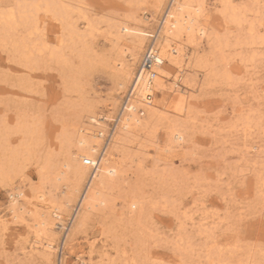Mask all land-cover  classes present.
I'll return each instance as SVG.
<instances>
[{
  "label": "rangeland",
  "instance_id": "1",
  "mask_svg": "<svg viewBox=\"0 0 264 264\" xmlns=\"http://www.w3.org/2000/svg\"><path fill=\"white\" fill-rule=\"evenodd\" d=\"M43 1L0 0V10ZM169 1L164 0L156 12V0H142L135 8L126 0H65L74 9L71 21L86 35L84 40L72 38L68 31L64 35L63 24L50 13L40 12L48 21L41 34L30 37L24 26L17 27L19 38H31L38 44L61 35L66 66L48 61L45 53L31 68L12 42L0 41V215L11 219L9 206L18 184L31 191L40 187L51 198L71 196L59 176L71 161L70 149H75L61 144L65 124L74 122L91 101L97 114H111L105 139L109 137L128 91H117L113 64L129 54L133 16L147 17L153 12L149 29L153 35ZM231 2L247 9L246 22L242 26L227 22L218 0H211V31L227 39L228 45L222 55L210 56L214 68H198L189 74L195 85L191 112L167 115L186 122L188 142L169 149L167 124L160 123L154 132L157 143L140 155L146 164L141 172H137V145L130 144L136 157L134 174L111 191L104 209H93L75 235L74 251L62 247L68 230L55 236L50 264H60L62 255L68 264H82L79 255L89 259L91 244L93 260L103 257V264H147L150 259L181 264H212L210 260L218 264V259H225L223 264H264V43L247 40L250 25L257 36H264V0ZM89 19L94 29L88 26ZM2 27L0 20V31ZM53 41L50 45L56 46ZM201 47L200 55L212 51L207 39ZM145 51L135 64L136 72ZM171 73L179 72L173 68ZM162 97L159 93L154 100ZM113 102L116 105H110ZM26 119L32 128L35 125L34 133L21 127ZM92 169L72 194L71 207L62 212L66 227L78 219L79 201ZM46 207L38 206L40 213L48 211ZM153 221L173 233L170 251L154 247L158 241L151 238ZM9 230L4 232L0 226V264H46L41 251L30 252L35 239L31 229L11 222Z\"/></svg>",
  "mask_w": 264,
  "mask_h": 264
},
{
  "label": "bare ground",
  "instance_id": "2",
  "mask_svg": "<svg viewBox=\"0 0 264 264\" xmlns=\"http://www.w3.org/2000/svg\"><path fill=\"white\" fill-rule=\"evenodd\" d=\"M126 1L128 6L132 8L138 6L142 0ZM163 1L156 0L154 11L157 12L161 8ZM218 2L221 5L220 13L227 22L237 26H242L246 22L247 9L242 10L231 0H218ZM210 5L211 0H170L153 35L149 30L152 19H155L153 12L151 16L147 17L141 16V13L138 16H133L135 25L132 28V39L127 46L129 54L119 64H113L117 68L115 76L117 91L123 92V90L128 89L123 107L115 119L117 123L114 130L112 129L109 137L105 139L108 126L107 119L111 117V114H97L91 101H87V104L78 113L77 119L72 123H66L62 131L61 140L63 143L61 144L75 147V149H70L71 161L69 165L59 171L60 180L65 183V188L71 196L67 198L63 196L61 199L51 198L40 187L31 191L22 184H16L9 206L11 219L5 215H0L2 231L9 230L11 222L17 225L24 224L35 233V239L29 247L30 252L33 254L41 251L46 264H50L56 250L55 236L62 232L61 230H68L62 247L67 252L73 250L75 235L87 223L93 209L96 207L104 209L110 202L111 191L121 187L125 180L134 174L132 168L136 157L129 150L130 144L135 143L137 145L136 156L139 157L137 172H141L146 164L145 159L140 155L144 154L146 148L157 143L154 140V132L160 123L167 124V135L170 138L169 149H179L188 142L186 122L181 119L171 120L167 115L171 112L177 115L186 111L188 114L191 112V90L194 89L195 85L194 79L189 74L197 71L198 68H214V64L210 62V56L212 54L222 55L224 48L228 45L227 39H221L214 30L211 31ZM73 11L74 9L65 0H44L43 2H31V4H23L22 2L16 8L0 12V20L3 24L0 31V41L4 44L12 42L13 49L31 68L37 64L40 55H45V53L48 61L66 66L65 50H63V46L57 47L61 39L65 43V39L59 37L61 35L58 36L59 39H53V37L50 40L42 39L38 44L36 41L31 42V38H19L15 30L22 25L30 37L35 33L42 32L47 20L42 17L40 12H44L47 15L50 13L53 18L61 21L63 25H67L69 35L72 38L75 36L84 40L86 35L81 34L77 24L75 25L71 21ZM89 25L91 29L95 28L90 23V19L88 20ZM117 28L119 29V27ZM255 29L253 25H250L248 42L256 43L260 40L261 43H264V36H257ZM120 39L119 36L117 40ZM205 39L209 43L211 42L212 51L208 55H200L198 52L202 48L201 42ZM51 40L58 44L51 46ZM143 51H145L143 57L146 52L154 54L153 70L157 74L152 80H149L151 73H144L142 70L137 75L138 72L135 71V64ZM173 68H176L179 73L172 74L171 69ZM224 76H227V73ZM159 93H162L163 97L157 102L154 97ZM167 95L171 96L170 100H167ZM110 105L116 104L113 102ZM85 117L89 119L88 123L83 121ZM21 127L27 128L32 133L35 132L33 130L35 125L32 128L27 119ZM90 168L93 169L89 175L88 186L82 193L77 209L75 220L78 219L76 222L74 221L75 223L73 222L72 226L66 227L62 212L65 208L71 207L72 194L79 191L80 184ZM66 192L63 193L66 194ZM126 193L129 192L126 191ZM40 205L47 206L48 211L40 213L38 209ZM90 248L92 251L89 259L79 255L81 263L103 264V257L97 262L93 260V244ZM103 255H108L106 250H103ZM224 260L218 259V264H223ZM60 261V264H68L65 255H62ZM210 263L213 264L212 260Z\"/></svg>",
  "mask_w": 264,
  "mask_h": 264
},
{
  "label": "snow or ice",
  "instance_id": "3",
  "mask_svg": "<svg viewBox=\"0 0 264 264\" xmlns=\"http://www.w3.org/2000/svg\"><path fill=\"white\" fill-rule=\"evenodd\" d=\"M85 23H87V21H85ZM63 28H64V35H66L68 31L67 25H63ZM63 43L64 41L61 39L57 47L58 48L62 47ZM165 214L172 215V213H168V212H166ZM177 223H179V220L177 221ZM152 225L153 226L151 228V238L158 241V243H156L154 247L163 248L165 250L170 251L172 249V242L170 240V237L173 235V233H171L169 229L163 223L157 224L155 221H153ZM147 264H181V262L180 261H165L162 259H150L147 262Z\"/></svg>",
  "mask_w": 264,
  "mask_h": 264
},
{
  "label": "built area",
  "instance_id": "4",
  "mask_svg": "<svg viewBox=\"0 0 264 264\" xmlns=\"http://www.w3.org/2000/svg\"><path fill=\"white\" fill-rule=\"evenodd\" d=\"M154 54L151 52H146L145 56L143 57V60L141 62V67L138 70V74L143 70L144 73H151V78L149 80H152L156 76V72L153 70L154 68ZM89 163V162H88Z\"/></svg>",
  "mask_w": 264,
  "mask_h": 264
}]
</instances>
